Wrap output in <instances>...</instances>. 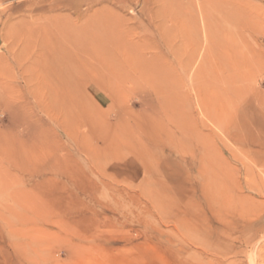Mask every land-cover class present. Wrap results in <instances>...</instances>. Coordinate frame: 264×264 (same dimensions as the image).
<instances>
[{"label":"rangeland","instance_id":"rangeland-1","mask_svg":"<svg viewBox=\"0 0 264 264\" xmlns=\"http://www.w3.org/2000/svg\"><path fill=\"white\" fill-rule=\"evenodd\" d=\"M84 1L0 0V264H264V1L209 7L230 16L206 36L186 0L153 25L147 0ZM95 13L142 23L112 99L87 65L59 89L41 48ZM191 79L221 100L230 83L239 144L169 111L184 93L197 116Z\"/></svg>","mask_w":264,"mask_h":264},{"label":"bare ground","instance_id":"bare-ground-1","mask_svg":"<svg viewBox=\"0 0 264 264\" xmlns=\"http://www.w3.org/2000/svg\"><path fill=\"white\" fill-rule=\"evenodd\" d=\"M186 1L188 5L186 15H188V19L192 21V23L197 27V29H198V24H201L200 27H202V30L204 31V34L201 35H205L207 33V31L209 30L208 28L211 20L217 18L224 19L230 16L229 12L226 9H218L214 12L209 11V7L217 6L220 3H224L223 7H228L227 4H230V0H186ZM186 1L184 3H186ZM84 2H86L87 5L89 6L88 8H90L92 0H85ZM143 2L150 3L156 6L154 13H150L149 15L150 17L149 23H151L152 25L156 20L157 21L159 20L163 23L169 17V0H156V2L147 0ZM178 5L180 6V0H176V6ZM61 24L63 25V23ZM61 24L60 27L57 26L55 28V30L59 33L61 40H57V39L55 40L54 38L52 39L51 36H53L54 33L49 35L47 34L46 35L47 38H44L43 44L41 46L44 52L49 53L48 58H45V63L48 68H51L56 72L55 80L57 81L59 89L62 86L71 87V84L73 85L72 72L81 65L82 66L87 65L91 70V75H90L91 76L90 83L92 84L91 87L93 88L97 87L98 89V86L102 85L103 93L106 94L108 99L110 98L112 99L113 97H115V94H119L118 93V91L120 90L119 86L123 80L122 70L134 65L135 62L130 58V53L132 52L133 49H138L141 47L138 44V42H134L133 37L135 36L133 35L135 34L134 28L135 29L141 28L142 23L137 24L133 28L127 25L123 20L116 18H101L100 16L97 15V13H95L92 17L85 20L83 24L78 26L76 25L61 26ZM154 27H156L158 30L160 28V26H154ZM46 31L47 32L50 31V27L49 30ZM197 36L198 35L192 36L193 39L194 37L196 38L197 48H196V55L193 54L191 57L190 54L188 56L189 64L187 67L188 68L187 74L191 72L192 67L194 66V64L198 59V56L200 55L199 54V51L201 49L200 41L197 38ZM62 43H66V44L63 45ZM80 52L85 56L88 55V57L80 58L79 60L75 59V55H77V53ZM101 72L103 73H102V77L100 78ZM227 76L230 79L229 74ZM2 79H0V81ZM189 82H191L189 91L193 93L195 98V109L197 111V116L193 115V111L190 107L191 102L189 100L188 94H184V93H182V99L184 100L186 99L187 101L183 105V111H181L182 113L179 115L177 114L174 115L173 111H176V109H170L169 111L173 110L171 111L172 115L175 118H178V116L185 118V120L188 121V122L185 121L187 123L185 124H183V122L182 123L179 122V123L183 124L184 126L186 125L185 127L187 128L188 131L192 130V134L193 131L197 132L201 128L207 127L209 125L215 130H218L221 133H223L227 138L239 144L240 140H238V138H236V135H234L235 130L233 128V123H234L232 120L233 117L231 114H229L231 113L229 112V110L231 111V102L229 100L230 91H232V86L230 85V83H228V85L226 86V90L224 91V93L226 94L225 97L226 99L223 98V100H221V94L218 93H222V91L220 92L216 91L215 94H213L212 92L208 96L207 93L203 92L201 83L195 81L192 82V79L191 81L189 80ZM4 85L5 83L3 84V87ZM142 93L148 94V92H146L145 90H143ZM180 110H182V108ZM110 112L111 111L109 110V113ZM114 115L115 118L117 119V122L123 121V116L119 112L115 111ZM127 115L130 118H132L137 130L138 129L141 130V128L144 127L136 119L131 117L129 113ZM121 131L123 132V130ZM130 135H132V133ZM193 136L195 135L193 134ZM219 138L216 136V140L217 139L219 140ZM126 140L128 141V138ZM135 142L137 143V140ZM128 146L129 145H127V147ZM132 151L133 150H131V152ZM260 163L261 162H259V164Z\"/></svg>","mask_w":264,"mask_h":264}]
</instances>
